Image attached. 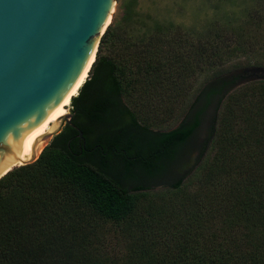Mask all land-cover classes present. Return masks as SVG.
Here are the masks:
<instances>
[{"label": "trees", "instance_id": "1", "mask_svg": "<svg viewBox=\"0 0 264 264\" xmlns=\"http://www.w3.org/2000/svg\"><path fill=\"white\" fill-rule=\"evenodd\" d=\"M120 1V16L113 15L71 98V122L83 138L65 124L35 161L0 178V264H103L91 262L104 239L94 234V241L88 223L124 226L120 240L138 247L123 264H264V80L222 96L228 82L218 77L219 59L208 57L206 44L198 43L192 62L183 51L191 44L174 27L155 19L140 33L137 0ZM232 43L230 57L264 62V47ZM207 70L210 82L193 97L196 77ZM181 96L180 123L152 129L169 100ZM214 99L196 163L160 191L153 189L157 181L128 188L135 167L157 176L187 159ZM154 223L172 238L160 230L150 237Z\"/></svg>", "mask_w": 264, "mask_h": 264}, {"label": "water", "instance_id": "2", "mask_svg": "<svg viewBox=\"0 0 264 264\" xmlns=\"http://www.w3.org/2000/svg\"><path fill=\"white\" fill-rule=\"evenodd\" d=\"M114 2L0 0V178L35 161L64 120L83 138L62 105L95 60Z\"/></svg>", "mask_w": 264, "mask_h": 264}, {"label": "rangeland", "instance_id": "3", "mask_svg": "<svg viewBox=\"0 0 264 264\" xmlns=\"http://www.w3.org/2000/svg\"><path fill=\"white\" fill-rule=\"evenodd\" d=\"M258 1L259 0H137L136 9L139 17H137L138 20L135 25L139 26L141 23L140 21H142V25L139 29L140 33H143L145 29L149 32L154 25L153 20L155 19L158 23L164 25V27L168 26L170 29L174 27L178 34L191 44V46L185 45L183 51L186 52V55L190 54L192 62H196L197 60V55L195 54L198 53V48L201 45L198 43L201 42L206 44L208 48V57L215 60L219 59L218 63L220 66L217 71L218 77L228 82L221 94L222 96H226L229 92L241 88L249 82L264 80V62L261 63V65H254L253 63L248 65L242 56L230 57L234 43H232V39L237 42L239 47L242 44H254L255 46L264 47V3H258ZM120 2V0H115L111 19L113 15L120 16L121 11L118 9ZM134 30H137V27H134ZM167 33L169 34L171 31ZM217 40L220 43L218 47L215 46ZM213 46L215 48H212ZM213 52L218 53L216 55ZM252 68H257L258 70H251ZM207 72L208 73L197 76V79L194 77L196 81H194L195 90L192 94L193 97L197 95L203 86L210 82V80L206 79L209 77L212 70H207ZM190 79L192 81L194 80L192 77ZM181 99L182 96L179 102L169 100L168 103L170 106L163 108V110L158 113L155 121L152 123V129L168 130L175 128L180 123L186 111L182 106L184 102L181 101ZM216 105L217 99H214L212 105L207 109L205 121L198 130L196 137L197 145L192 149L187 159H184V156L179 157L180 159L178 158V160L176 159L173 161L171 167L166 166L157 176L148 177L144 175L141 169L135 167L133 169L135 175L131 178H125V183L129 185L128 188L132 187L131 184H150L157 181L156 184L153 185V189L155 191H160L168 187L169 183L181 177L185 170L192 167L199 159L200 148L209 136V126L216 112ZM67 108L71 111V102ZM65 123L66 121L64 120L60 129ZM53 137L54 135L49 137L40 151L52 141ZM182 162L186 165L185 168H182ZM115 169L121 172L120 167H115ZM189 188L192 190L193 187ZM167 211L170 212L171 208ZM167 224L171 227L172 223L170 221ZM149 225L147 226V230L149 232L151 231L150 237H154L155 235L159 236L158 231L160 230V232H162V235L160 234L161 238H172L171 233L167 232L165 229H159L155 223ZM192 226L193 225L189 224V230L191 232L192 230H194V232H199V226L195 224L194 229H192ZM123 227L124 226H121L115 229L114 226L110 224L94 223L90 225L88 223L87 230L92 233L90 237H92L94 241H97L96 236L98 238L103 237L104 239L103 242H100V245L93 249L91 253L92 263L114 264V262L118 260V264H123L125 262L124 259H129L131 257L128 252L134 251L138 246L133 243L127 245L128 242L120 240V236L124 229ZM94 234H96V236H94ZM129 246L133 249L129 250Z\"/></svg>", "mask_w": 264, "mask_h": 264}, {"label": "bare ground", "instance_id": "4", "mask_svg": "<svg viewBox=\"0 0 264 264\" xmlns=\"http://www.w3.org/2000/svg\"><path fill=\"white\" fill-rule=\"evenodd\" d=\"M113 4H112V6H111V9H110V13H109V16H108V19H107V22H106V24H105V27H106V25L109 23V21L111 20V13H112V10H113ZM104 27V28H105ZM94 55H95V51H94V53H93V56H92V59H91V62H90V64H89V67H88V69H87V71H86V74H85V76L83 77V79L81 80V82L79 83V85L77 86V88L75 89V91L73 92V94H70V96L68 97V103L67 104H63L62 105V108H67L69 105H70V102H71V98L73 97V96H75L77 93H78V90H79V88L81 87V85L84 83V81L86 80V78H87V76H88V73H89V70H90V68H91V65H92V63H93V60H94ZM43 147V146H42ZM42 149V148H41ZM40 149V150H41ZM39 150V151H40ZM38 151V152H39ZM38 152L36 153V155L38 154ZM19 158L22 160V161H26V160H23V153H20L19 154Z\"/></svg>", "mask_w": 264, "mask_h": 264}, {"label": "flooded vegetation", "instance_id": "5", "mask_svg": "<svg viewBox=\"0 0 264 264\" xmlns=\"http://www.w3.org/2000/svg\"><path fill=\"white\" fill-rule=\"evenodd\" d=\"M65 124H67V123H65ZM65 124H64V125H65ZM62 127H63V126H62Z\"/></svg>", "mask_w": 264, "mask_h": 264}]
</instances>
